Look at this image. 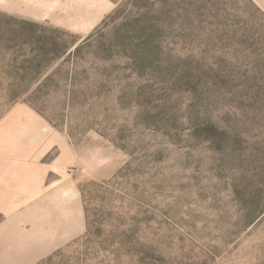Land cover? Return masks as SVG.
Listing matches in <instances>:
<instances>
[{
    "label": "rangeland",
    "instance_id": "rangeland-1",
    "mask_svg": "<svg viewBox=\"0 0 264 264\" xmlns=\"http://www.w3.org/2000/svg\"><path fill=\"white\" fill-rule=\"evenodd\" d=\"M110 1L87 33L0 6V121L31 107L84 174L86 232L38 264H264V10Z\"/></svg>",
    "mask_w": 264,
    "mask_h": 264
},
{
    "label": "crops",
    "instance_id": "crops-1",
    "mask_svg": "<svg viewBox=\"0 0 264 264\" xmlns=\"http://www.w3.org/2000/svg\"><path fill=\"white\" fill-rule=\"evenodd\" d=\"M254 1L264 10V0ZM32 2L35 20L84 33L112 9L110 0ZM21 3L0 0L9 9ZM74 161L68 136L31 107L0 121V264H38L86 232L84 174L69 173Z\"/></svg>",
    "mask_w": 264,
    "mask_h": 264
},
{
    "label": "built area",
    "instance_id": "built-area-1",
    "mask_svg": "<svg viewBox=\"0 0 264 264\" xmlns=\"http://www.w3.org/2000/svg\"><path fill=\"white\" fill-rule=\"evenodd\" d=\"M76 171H77L76 168H70V169H69V172H72V173H74V172H76Z\"/></svg>",
    "mask_w": 264,
    "mask_h": 264
}]
</instances>
